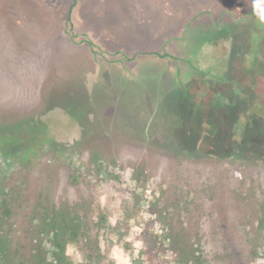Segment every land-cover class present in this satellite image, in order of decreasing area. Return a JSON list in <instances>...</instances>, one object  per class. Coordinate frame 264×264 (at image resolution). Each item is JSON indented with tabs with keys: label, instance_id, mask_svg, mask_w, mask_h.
I'll return each instance as SVG.
<instances>
[{
	"label": "rangeland",
	"instance_id": "1",
	"mask_svg": "<svg viewBox=\"0 0 264 264\" xmlns=\"http://www.w3.org/2000/svg\"><path fill=\"white\" fill-rule=\"evenodd\" d=\"M252 10V0H0V119L22 139L0 153V183L87 198L115 217L101 264H115L114 244L132 250L130 221L143 224L133 264H193L173 231L211 264H257L264 93L240 86L257 56L249 40L264 34Z\"/></svg>",
	"mask_w": 264,
	"mask_h": 264
},
{
	"label": "trees",
	"instance_id": "2",
	"mask_svg": "<svg viewBox=\"0 0 264 264\" xmlns=\"http://www.w3.org/2000/svg\"><path fill=\"white\" fill-rule=\"evenodd\" d=\"M249 15L256 17L253 10ZM249 42L248 52L251 47L257 50V56L251 59L253 54L249 59L251 76L245 83L238 82L233 75L230 79L233 84L240 83L241 89L247 88V93L251 92L256 98L257 87L264 93V34L260 44ZM261 100L259 108L264 107V97ZM255 107L252 103L248 106L253 113ZM3 123L0 119V153L9 158L13 155L11 147L22 139L10 134V128ZM23 148L30 147L24 144ZM26 185V181L11 185L0 183V264H101L105 258L102 235L108 240V233L113 230L109 218L103 213L96 216L93 202L87 198L78 203H70L68 199L58 201L54 191L49 192L43 187L37 188L32 197L26 191ZM171 235L182 241L179 252L191 263L211 264L207 250L187 247L186 232L173 231ZM69 243L77 247L81 256L79 261L66 254ZM134 264L144 262L136 260Z\"/></svg>",
	"mask_w": 264,
	"mask_h": 264
},
{
	"label": "clouds",
	"instance_id": "3",
	"mask_svg": "<svg viewBox=\"0 0 264 264\" xmlns=\"http://www.w3.org/2000/svg\"><path fill=\"white\" fill-rule=\"evenodd\" d=\"M252 7L254 15L258 18L260 23L264 24V0H252ZM100 199L103 201L104 197L102 196ZM147 207L148 205L145 204V208ZM143 216L145 219L148 218V213L144 212ZM110 222L115 225L116 218H110ZM130 223L132 225L131 231L125 239L132 242V250L130 252H125L120 244H114L109 253V257L110 259L114 260L115 264H133V261L137 258L138 253L143 248L142 241L134 240V236L142 230L143 224L141 223L139 226H137L133 221H130ZM153 231L160 232L159 224L155 226ZM66 254L68 256H73V254H75L74 259L77 261H79L81 258L79 252H77L75 246L71 243L66 245ZM257 264H264V258L258 259Z\"/></svg>",
	"mask_w": 264,
	"mask_h": 264
}]
</instances>
